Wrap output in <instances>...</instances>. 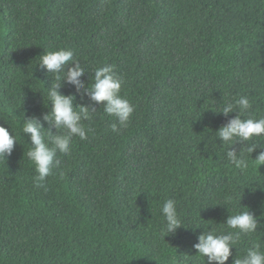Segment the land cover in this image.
I'll return each instance as SVG.
<instances>
[{
    "label": "trees",
    "instance_id": "1",
    "mask_svg": "<svg viewBox=\"0 0 264 264\" xmlns=\"http://www.w3.org/2000/svg\"><path fill=\"white\" fill-rule=\"evenodd\" d=\"M60 48L74 51L85 86L114 65L135 112L113 132L102 104L61 81L60 93L90 110L91 132L58 154L45 190L21 126L35 117L57 134L44 120L56 74L39 63ZM241 95L264 115V0H0V125L20 137L0 162V264H202L198 236L226 231L239 204L259 227L228 264L264 246V166L229 163L216 132L237 113L210 108ZM166 198L186 228L163 238Z\"/></svg>",
    "mask_w": 264,
    "mask_h": 264
},
{
    "label": "clouds",
    "instance_id": "2",
    "mask_svg": "<svg viewBox=\"0 0 264 264\" xmlns=\"http://www.w3.org/2000/svg\"><path fill=\"white\" fill-rule=\"evenodd\" d=\"M74 64L67 72L65 67ZM48 72L56 74V83L47 92L51 104V114L44 117L57 130L53 135L45 130L38 118L23 119L21 132L30 136L31 147L27 151L28 159L35 165L36 176L34 181L39 188L47 190L46 181L53 175L54 168L59 164L58 154L67 155L71 152L73 139L87 140L90 128H86L84 121L91 120L90 110L85 106L74 105V96L62 95L59 89L61 81L75 86L77 92L83 90L90 94L91 99L103 105L104 113L114 118L111 130L117 132L126 128L135 112V106L122 93L123 80L115 71V66L103 64L94 69L91 82L85 86L82 77L85 69L80 61L75 58L73 50L60 48L47 51L40 57V63ZM213 107L216 110H213ZM210 107L217 114L229 117L237 113L234 118L228 120L216 132V137L223 141L226 148V156L231 165L244 171L249 168L250 160L257 167L264 166V148L257 153V147L264 145L259 143L264 140V115L256 117L251 113L253 102L247 95L229 97L217 107ZM12 129V128H11ZM10 134L8 128L0 125V162L8 161L12 156L20 137L13 131ZM242 142H248L239 153L235 146ZM207 149V146H206ZM253 153H257L252 158ZM233 196H228L224 204H232ZM230 214L225 224L227 230L217 231L215 228L206 229L198 236V242L193 245L198 253L195 257L201 258L202 264H228L232 257L233 248L242 243L244 237L252 236L259 227L258 219L248 208ZM229 211V210H228ZM163 216V225L160 234L163 238L174 235L178 229L185 227L182 214L179 211L178 202L174 198H166L160 208ZM232 264H264V246L252 243L245 249V255L233 259Z\"/></svg>",
    "mask_w": 264,
    "mask_h": 264
}]
</instances>
